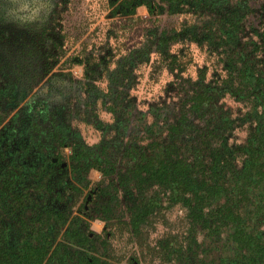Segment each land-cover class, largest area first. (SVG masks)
<instances>
[{"label":"rangeland","instance_id":"1","mask_svg":"<svg viewBox=\"0 0 264 264\" xmlns=\"http://www.w3.org/2000/svg\"><path fill=\"white\" fill-rule=\"evenodd\" d=\"M123 1L0 0L2 263L36 236L34 221L41 218L44 233L37 234L50 243L42 264L52 251V264H85L86 256L109 264H193L189 207L162 197L161 207L135 234L120 224L129 222L124 207L106 219L103 199L91 201L102 176L90 165L97 146L113 137L112 108L120 109L113 98L122 94L121 119H128L132 98L138 111H146L156 101L176 105L182 95L171 83L175 72L164 68L151 75L150 63L159 57L154 50L144 53L151 37L206 18L190 11L169 15L162 6L151 15L144 4L124 12ZM29 7L32 11L25 12ZM189 48L193 57L197 47ZM259 58L264 76V52ZM194 62L187 79L196 76ZM227 100L240 116L250 107ZM245 135L244 125L236 140L243 142ZM80 225L87 239L75 231Z\"/></svg>","mask_w":264,"mask_h":264},{"label":"trees","instance_id":"2","mask_svg":"<svg viewBox=\"0 0 264 264\" xmlns=\"http://www.w3.org/2000/svg\"><path fill=\"white\" fill-rule=\"evenodd\" d=\"M122 4L124 12L144 4L151 15L163 9L169 15L190 11L206 18L151 37L144 53L154 50L159 55L150 63L151 75L164 68L175 72L171 83L182 95L176 105L156 101L146 111H138L132 98L128 119H121L126 114L122 94L113 98L120 109L112 108L113 137L97 146L90 165L102 176L91 201L103 199L100 207L109 214L106 219L124 207L129 222L120 224L135 234L161 207L162 197L180 203L190 208L193 221V264H264V76L259 72L264 5L258 0H124ZM191 43L197 47L193 57ZM192 60L196 76L191 80L184 74ZM227 99L250 107L240 116ZM244 125V141L238 142L235 133ZM41 221H34L36 236L22 241L11 260L0 264H42L50 243L37 234L44 233ZM84 227L76 226L75 231L87 239ZM53 255L54 251L44 264H52ZM105 260L86 256L85 264H109Z\"/></svg>","mask_w":264,"mask_h":264},{"label":"flooded vegetation","instance_id":"3","mask_svg":"<svg viewBox=\"0 0 264 264\" xmlns=\"http://www.w3.org/2000/svg\"><path fill=\"white\" fill-rule=\"evenodd\" d=\"M32 7H29V10L28 9H26V11L25 12H31L32 11V9H31ZM57 161V159H52L51 160V162L52 163H54V162H56Z\"/></svg>","mask_w":264,"mask_h":264}]
</instances>
